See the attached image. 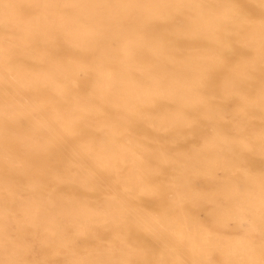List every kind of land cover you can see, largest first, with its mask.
I'll return each mask as SVG.
<instances>
[{
	"label": "bare ground",
	"instance_id": "bare-ground-1",
	"mask_svg": "<svg viewBox=\"0 0 264 264\" xmlns=\"http://www.w3.org/2000/svg\"><path fill=\"white\" fill-rule=\"evenodd\" d=\"M0 264H264V0H0Z\"/></svg>",
	"mask_w": 264,
	"mask_h": 264
},
{
	"label": "rangeland",
	"instance_id": "rangeland-1",
	"mask_svg": "<svg viewBox=\"0 0 264 264\" xmlns=\"http://www.w3.org/2000/svg\"><path fill=\"white\" fill-rule=\"evenodd\" d=\"M200 179H202V178H199V177H198V178H196L195 180H192V181L194 182V185H195L197 188L203 186V185L201 186V184H203V183H201V180H200ZM197 182H199V183H197ZM196 183H197V184H200V186H199V185L197 186ZM204 213H205V211L203 212V210H202V211L199 210V211H198V216H199L200 218L207 217V216L203 215ZM206 213H207V211H206ZM200 214H201V215H200ZM228 222L230 223V224H229L230 227H234V225H233L234 223H233L232 220H231V222H230V220H229ZM205 223L210 224V222H209L208 220H205ZM227 224H228V223H227ZM229 229H230V228H229ZM87 239H89V238H87ZM128 239H131V238H127V239L124 238V240H127V241H128ZM80 240H82V239H80ZM134 240H135V239H134ZM134 240L131 239V241H134ZM82 241H83V240H82ZM82 241H78V242L80 243V242H82ZM84 241L87 242L86 244H88L91 240L88 241V240H86V238H85ZM129 241H130V240H129ZM134 242H135V241H134ZM83 244H85V243L83 242ZM86 244H85V245H86ZM88 246H89V245H88ZM127 247H130V246L128 245ZM127 247H126V248H127ZM126 248L124 247V249H126ZM127 249L129 250L130 248H127ZM128 250H127V251H128ZM122 252L125 253L126 250H124V251H122ZM126 253H127V252H126ZM117 255H119V254L117 253ZM182 255H184V254H182ZM218 255H220L218 251H213V252L211 253V255H210V257H211V258H210L211 261H213V262H217L218 259H219V256H218ZM38 256H39V254L37 253L36 257H37L38 259H39V257H40V259H41V256H39V257H38ZM186 257H187V254L184 255V258H185V259H186ZM40 259H39V260H40Z\"/></svg>",
	"mask_w": 264,
	"mask_h": 264
}]
</instances>
